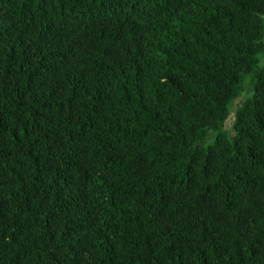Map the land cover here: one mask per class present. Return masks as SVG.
<instances>
[{"label":"trees","instance_id":"obj_1","mask_svg":"<svg viewBox=\"0 0 264 264\" xmlns=\"http://www.w3.org/2000/svg\"><path fill=\"white\" fill-rule=\"evenodd\" d=\"M0 264H264V0H0Z\"/></svg>","mask_w":264,"mask_h":264},{"label":"rangeland","instance_id":"obj_2","mask_svg":"<svg viewBox=\"0 0 264 264\" xmlns=\"http://www.w3.org/2000/svg\"><path fill=\"white\" fill-rule=\"evenodd\" d=\"M204 145V144H203Z\"/></svg>","mask_w":264,"mask_h":264}]
</instances>
